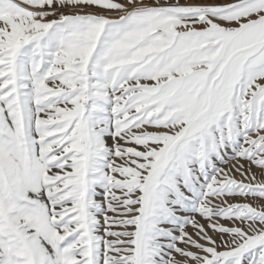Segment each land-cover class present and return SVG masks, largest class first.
<instances>
[{"label":"snow or ice","instance_id":"snow-or-ice-1","mask_svg":"<svg viewBox=\"0 0 264 264\" xmlns=\"http://www.w3.org/2000/svg\"><path fill=\"white\" fill-rule=\"evenodd\" d=\"M0 264H264V0H0Z\"/></svg>","mask_w":264,"mask_h":264}]
</instances>
